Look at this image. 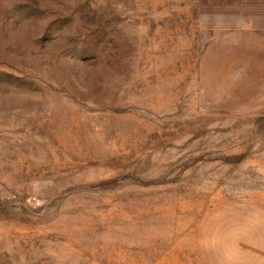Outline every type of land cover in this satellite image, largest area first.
Here are the masks:
<instances>
[{
  "label": "rangeland",
  "instance_id": "obj_1",
  "mask_svg": "<svg viewBox=\"0 0 264 264\" xmlns=\"http://www.w3.org/2000/svg\"><path fill=\"white\" fill-rule=\"evenodd\" d=\"M222 7L0 0V264H201L210 213L264 205Z\"/></svg>",
  "mask_w": 264,
  "mask_h": 264
},
{
  "label": "crops",
  "instance_id": "obj_2",
  "mask_svg": "<svg viewBox=\"0 0 264 264\" xmlns=\"http://www.w3.org/2000/svg\"><path fill=\"white\" fill-rule=\"evenodd\" d=\"M216 1L230 21L223 24L224 42L238 43L230 60L239 64L227 74L238 76L240 87H256L257 107L264 109V0ZM197 251L201 264H264V205L244 200L217 207L200 228Z\"/></svg>",
  "mask_w": 264,
  "mask_h": 264
}]
</instances>
